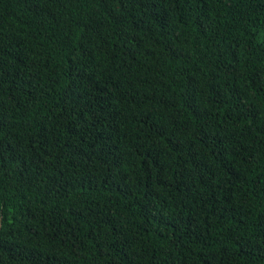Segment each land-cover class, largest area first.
Here are the masks:
<instances>
[{
	"label": "trees",
	"instance_id": "obj_1",
	"mask_svg": "<svg viewBox=\"0 0 264 264\" xmlns=\"http://www.w3.org/2000/svg\"><path fill=\"white\" fill-rule=\"evenodd\" d=\"M0 264H264V0H0Z\"/></svg>",
	"mask_w": 264,
	"mask_h": 264
}]
</instances>
